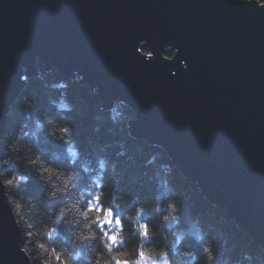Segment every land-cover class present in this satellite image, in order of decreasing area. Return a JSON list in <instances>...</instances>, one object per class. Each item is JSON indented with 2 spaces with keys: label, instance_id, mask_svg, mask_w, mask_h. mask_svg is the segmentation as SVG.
Returning a JSON list of instances; mask_svg holds the SVG:
<instances>
[{
  "label": "water",
  "instance_id": "water-1",
  "mask_svg": "<svg viewBox=\"0 0 264 264\" xmlns=\"http://www.w3.org/2000/svg\"><path fill=\"white\" fill-rule=\"evenodd\" d=\"M36 60L77 76L104 109L129 106V133L163 147L264 248L263 3L0 0V139ZM19 245L0 183V264H30Z\"/></svg>",
  "mask_w": 264,
  "mask_h": 264
},
{
  "label": "trees",
  "instance_id": "trees-1",
  "mask_svg": "<svg viewBox=\"0 0 264 264\" xmlns=\"http://www.w3.org/2000/svg\"><path fill=\"white\" fill-rule=\"evenodd\" d=\"M256 1L264 4V0ZM138 49L149 52L144 45ZM171 55L170 50L163 52L165 57ZM35 63L37 74L25 78L9 105L0 139V157L12 156L7 167L23 172L18 193L2 184L18 226L20 247L30 264H43L46 259L30 233L60 204L82 206L101 193L93 203L114 207L113 224L105 225L109 233L119 217L130 228L126 214L143 206L138 220L149 225L150 243L165 247L171 264H264V248L224 209L205 198L163 147L129 133L127 121L133 118L129 106L116 100L104 109L96 92L80 84L77 76L69 78L55 67L47 70L38 60ZM30 160L35 163L30 165ZM44 167L51 171H38ZM65 172L73 173L67 185ZM5 174L0 168V180ZM53 185L65 191L47 197ZM169 199L177 201L174 210L168 207ZM66 228L58 224L51 238L68 242ZM131 238L130 246L135 244V233ZM89 243L81 242L75 248V260L91 259ZM122 247V242L114 245V249ZM206 249L212 253L211 260Z\"/></svg>",
  "mask_w": 264,
  "mask_h": 264
},
{
  "label": "clouds",
  "instance_id": "clouds-1",
  "mask_svg": "<svg viewBox=\"0 0 264 264\" xmlns=\"http://www.w3.org/2000/svg\"><path fill=\"white\" fill-rule=\"evenodd\" d=\"M12 156L5 155L0 157V168L5 170V178L0 180L15 194L20 190V184L23 175L22 170L9 169L10 159ZM34 164V160L28 161ZM48 173L50 168L44 167L38 169ZM73 173L65 172L63 175L64 184L67 185ZM65 187L56 188L52 186V190L46 193L47 197H52L56 193H63ZM103 194H94L92 200L87 201L82 206L80 203L60 204L55 213L48 217L45 222L39 224L34 233L36 248L46 257L43 264H171V258L168 256V251L165 247H157L150 243L151 229L147 223L141 219L138 220L140 214L144 211L143 206H138L132 214H126L127 221L131 223L130 228H126L123 222L124 218L119 217L114 221L115 227L109 233L105 225L113 224L114 207L106 204H97L93 201L100 200ZM119 207V205H114ZM177 201L169 199V209H175ZM20 207V204L17 205ZM171 213L163 216L164 220L169 218ZM64 216L61 221V216ZM67 225L65 229L68 234V242L60 241L58 238L52 239V233L58 224ZM122 223L124 231H122ZM135 233L136 239L134 245H129V241L133 239L132 234ZM105 237L107 238L105 242ZM144 237L146 239H140ZM89 241L91 259L78 261L73 258L75 248L81 243ZM123 243L120 249H114V245ZM94 245V247H93ZM20 247V245H19ZM207 252V259H212L211 251ZM101 257L107 259L101 260ZM167 257V258H165Z\"/></svg>",
  "mask_w": 264,
  "mask_h": 264
},
{
  "label": "rangeland",
  "instance_id": "rangeland-1",
  "mask_svg": "<svg viewBox=\"0 0 264 264\" xmlns=\"http://www.w3.org/2000/svg\"><path fill=\"white\" fill-rule=\"evenodd\" d=\"M254 242V241H253ZM257 245V244H256ZM260 247H262V246H260ZM263 248V247H262Z\"/></svg>",
  "mask_w": 264,
  "mask_h": 264
}]
</instances>
